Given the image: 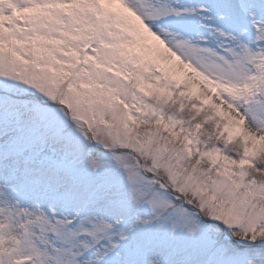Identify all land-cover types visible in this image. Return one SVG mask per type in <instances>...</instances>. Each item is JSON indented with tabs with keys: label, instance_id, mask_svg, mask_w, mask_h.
I'll list each match as a JSON object with an SVG mask.
<instances>
[{
	"label": "snow or ice",
	"instance_id": "6c2138e0",
	"mask_svg": "<svg viewBox=\"0 0 264 264\" xmlns=\"http://www.w3.org/2000/svg\"><path fill=\"white\" fill-rule=\"evenodd\" d=\"M0 264H264V0H0Z\"/></svg>",
	"mask_w": 264,
	"mask_h": 264
}]
</instances>
